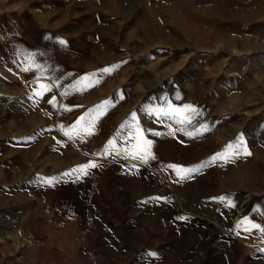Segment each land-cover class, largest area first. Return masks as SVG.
Instances as JSON below:
<instances>
[{
    "label": "rangeland",
    "instance_id": "1",
    "mask_svg": "<svg viewBox=\"0 0 264 264\" xmlns=\"http://www.w3.org/2000/svg\"><path fill=\"white\" fill-rule=\"evenodd\" d=\"M16 32L33 55L22 75L0 53L19 84L0 101V264H264V0H0V47ZM38 77L57 93L29 95ZM105 101L91 135L64 134ZM241 136L250 155L212 160Z\"/></svg>",
    "mask_w": 264,
    "mask_h": 264
},
{
    "label": "snow or ice",
    "instance_id": "2",
    "mask_svg": "<svg viewBox=\"0 0 264 264\" xmlns=\"http://www.w3.org/2000/svg\"><path fill=\"white\" fill-rule=\"evenodd\" d=\"M61 45H64L65 42L63 40L60 41ZM29 69H25V71H27ZM113 69H109L106 68L103 70L104 73H110ZM93 77L96 76V74H92ZM86 80H88V85L92 86V81L89 78H85ZM98 82V80H97ZM42 88H45L46 90L50 91V88H47L46 86L41 85ZM36 94H40V93H36ZM52 101H50L51 103ZM111 101H105L102 102L101 105L97 106L96 110H89V113L86 114L85 116H81L78 121L76 122L75 125L72 126L71 129H68L67 131H64L63 127H61V130L64 131V134L66 136L69 137V139L73 138V135L78 136L81 132L86 133L88 135L92 134V129L95 125L96 120L99 118V116L95 113H98L101 109H103L106 105L110 104ZM173 112H179L181 110L178 109H172ZM184 111H191L194 112L195 110L192 109L190 106H185ZM136 119L135 114H133L132 116V120L134 121ZM87 120L88 123L85 125L84 123H82L83 121ZM183 122H190L188 120H182ZM136 137L135 139L137 140V145L133 146V150H131L129 152V154L132 156L133 159H142L143 162L147 163V159L150 157V148H151V141H148L147 139L144 138L142 131L139 129V127L137 126L136 128ZM191 135V134H189ZM143 144L144 145V150L143 151H139L136 150L138 148L139 144ZM115 148V144L110 141L109 142V146L106 149V151L108 149H114ZM229 150H234V151H229V152H225V153H218L216 156H214L212 158L213 161L217 160V159H228L230 157V155H235V154H239V153H244L246 155H250V153L247 151V148L244 146L243 143V137H238V143L235 145H229L228 146ZM125 151H129V150H125ZM154 158V157H152ZM95 164H89V165H85L83 166V169H81L82 171L86 168L89 167H95ZM204 165H200V167H203ZM169 168H173L176 171L177 176H179L181 179H185L188 178L190 176L191 173L197 172L199 170V168L197 167H191V168H184L182 166H176V165H168ZM48 183H51L52 181L49 180L47 181ZM222 200L224 198H221ZM261 231H264V229H261ZM151 255H155L154 253Z\"/></svg>",
    "mask_w": 264,
    "mask_h": 264
},
{
    "label": "crops",
    "instance_id": "3",
    "mask_svg": "<svg viewBox=\"0 0 264 264\" xmlns=\"http://www.w3.org/2000/svg\"><path fill=\"white\" fill-rule=\"evenodd\" d=\"M17 33L18 32L14 33V34H11V36H10V33L8 34V36L6 38H8V40H9L8 41L9 45L6 44L5 48L0 47V53L3 54L6 58L7 57L10 58L9 54L13 55L15 57V58L12 57V60L14 59L13 63H11V62L8 63L7 62V63H5V66L9 67L10 69L15 68V69H17V71H14V72H20L22 75H24V71H25V69L27 67H24V65H23L24 61H22V64L19 63L18 61L20 60V58H23L25 55H29L30 52H32V55H33V50H32V48L30 46L25 45L24 41L22 39L18 42L20 36L17 35ZM2 36H5V35H1V37ZM9 36H10V39H9ZM29 59H31V58H29ZM37 70H38V67H37ZM10 74L13 75V76H10V78H12V79L8 80L9 79L8 76H7V78L5 77L6 78V79H4V85L5 86H3V83H0V101H2V102L4 101L5 102L4 103L5 107H3V109H7L8 108L7 101L9 100V98L12 97L11 94H13V92H11L9 94L8 85L7 84H9L11 87H14V88H17V86L19 85L18 84V80H17L18 76L16 75V78H15V75L13 73L10 72ZM26 77H28V76H26ZM31 78H33V77H31ZM40 80H42V78H39V77H38L37 80H35V79L33 80L32 85L30 87H28V89H29L28 94L29 95H32V94L33 95L34 94L38 95L36 93H40L41 94V93L44 92V90L46 92H48V90H46L45 88H42L41 85L46 86L47 88L51 89V92H50L51 96H53V95H55V93H57V90H56L54 84L51 81H49L47 84H45V81H40ZM20 85H21L20 87L22 88V86H24V82H22V84H20ZM3 87H4V89H2ZM16 94H18V92H16ZM19 94H24V92L19 93ZM18 95H16V96H18ZM39 101L40 100L38 99V101L36 103L37 109L39 108ZM10 105H12V104H10ZM10 108H13L14 110H17V111L18 110H23L22 100L17 102V103H15V106H12Z\"/></svg>",
    "mask_w": 264,
    "mask_h": 264
}]
</instances>
